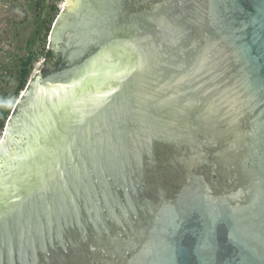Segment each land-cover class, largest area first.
<instances>
[{
  "label": "water",
  "instance_id": "1",
  "mask_svg": "<svg viewBox=\"0 0 264 264\" xmlns=\"http://www.w3.org/2000/svg\"><path fill=\"white\" fill-rule=\"evenodd\" d=\"M49 39L0 141V264H264V0H66Z\"/></svg>",
  "mask_w": 264,
  "mask_h": 264
},
{
  "label": "rangeland",
  "instance_id": "2",
  "mask_svg": "<svg viewBox=\"0 0 264 264\" xmlns=\"http://www.w3.org/2000/svg\"><path fill=\"white\" fill-rule=\"evenodd\" d=\"M65 4L66 0H0V124L9 110L0 141L17 102L41 72L43 51L50 47V33Z\"/></svg>",
  "mask_w": 264,
  "mask_h": 264
},
{
  "label": "trees",
  "instance_id": "3",
  "mask_svg": "<svg viewBox=\"0 0 264 264\" xmlns=\"http://www.w3.org/2000/svg\"><path fill=\"white\" fill-rule=\"evenodd\" d=\"M42 56L44 57V62H43V66L41 68V71H42V75L43 76H47L48 74H50L51 72H53L58 64H59V61L57 59V54L55 53V51L52 49V48H47L43 51V54ZM38 58V57H37ZM25 86V85H24ZM22 86V87H24ZM4 111V110H3ZM2 111V112H3ZM9 112V110L6 111V114ZM4 115L3 116V121L2 123L0 124V128L3 127L4 125V122L7 120L6 117L7 115Z\"/></svg>",
  "mask_w": 264,
  "mask_h": 264
},
{
  "label": "flooded vegetation",
  "instance_id": "4",
  "mask_svg": "<svg viewBox=\"0 0 264 264\" xmlns=\"http://www.w3.org/2000/svg\"><path fill=\"white\" fill-rule=\"evenodd\" d=\"M61 47H63V45H60ZM54 50V49H53ZM55 51V53L57 54V59H58V61H59V64H58V66H57V68L53 71V72H51L50 74H54V73H57L60 69H61V67H62V62L64 61V56H63V53L61 52V51H56V50H54ZM50 74H48V75H50ZM47 75V76H48ZM47 76H44V77H47Z\"/></svg>",
  "mask_w": 264,
  "mask_h": 264
}]
</instances>
